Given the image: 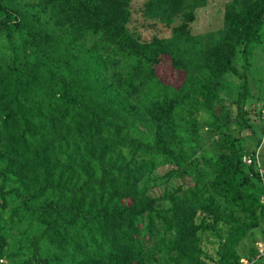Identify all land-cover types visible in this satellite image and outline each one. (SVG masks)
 Masks as SVG:
<instances>
[{
    "label": "trees",
    "instance_id": "obj_1",
    "mask_svg": "<svg viewBox=\"0 0 264 264\" xmlns=\"http://www.w3.org/2000/svg\"><path fill=\"white\" fill-rule=\"evenodd\" d=\"M129 1L0 0V264H264V173L218 102L229 74L237 106L248 91L234 62L262 41L264 0H232L199 57L181 47L206 0H146L155 24L184 21L146 43ZM200 123L220 149L203 167Z\"/></svg>",
    "mask_w": 264,
    "mask_h": 264
},
{
    "label": "rangeland",
    "instance_id": "obj_2",
    "mask_svg": "<svg viewBox=\"0 0 264 264\" xmlns=\"http://www.w3.org/2000/svg\"><path fill=\"white\" fill-rule=\"evenodd\" d=\"M22 1L33 3L38 0ZM253 1L255 0H248L250 3ZM231 2L232 0H206L204 7L195 10L194 21L188 24V31L192 38L189 40L190 42L183 43L181 48L187 53H195L199 57L205 52L206 48H210L216 41L221 40L226 32L227 25L233 23V20L227 22L229 17L227 8ZM129 3L127 26L140 43L149 42L153 38L170 37L172 28L184 23L183 19L177 16L169 27H164L163 23L159 20H156L155 24L154 21L145 18L146 0H130ZM238 5L236 7L237 15L244 10L245 4L243 6ZM183 56H187V54L184 53ZM234 66L240 73L245 75L248 91L244 95V98L240 100L239 106H237L238 93L241 91L243 81L229 74L224 79L223 89L220 92L218 102L227 109L230 115L232 127H229V131L238 140L237 147L243 154L242 159L249 157L247 154H244L245 152L259 150V167L256 164V168L264 173V27L262 29V41L254 47L249 64L245 65L240 56H237ZM245 66L246 69L243 71ZM164 74L166 80L170 83L178 77L168 66L164 69ZM239 118L246 120L250 128L245 127ZM252 135H254V139H252ZM199 136L201 138L200 144L202 149L192 157L194 158L192 160L194 163L197 160L198 164L203 167V157L207 155L204 154L203 150L216 156L220 153V149L216 137L203 128L201 123L199 125ZM256 140L260 141V147L258 148L255 147ZM164 171L165 169L161 170V174ZM179 183L180 181L178 180L175 182V184ZM188 184L189 181L186 180L185 185ZM160 193V189L151 192L154 196H158ZM262 234L261 229L252 230L240 245L239 251H244L245 247L251 245L254 238L255 240L261 238ZM212 242V244H205V250L211 256H213L212 254L215 253V249L217 248V243L213 240ZM256 246L259 250H264V243L259 242ZM241 262L242 264H249L247 260H241Z\"/></svg>",
    "mask_w": 264,
    "mask_h": 264
},
{
    "label": "built area",
    "instance_id": "obj_3",
    "mask_svg": "<svg viewBox=\"0 0 264 264\" xmlns=\"http://www.w3.org/2000/svg\"><path fill=\"white\" fill-rule=\"evenodd\" d=\"M258 153H259V150H256V152H255V163L258 165V167H259V159H258ZM242 161H243V163L245 164V165H250L251 163H252V159H251V157H244L243 159H242ZM260 173L262 174V172L260 171ZM262 186H263V189H264V180L262 181ZM263 199H264V196L261 198V201H263Z\"/></svg>",
    "mask_w": 264,
    "mask_h": 264
}]
</instances>
